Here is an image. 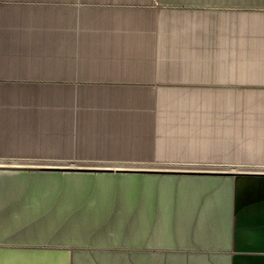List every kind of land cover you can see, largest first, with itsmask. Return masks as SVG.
Listing matches in <instances>:
<instances>
[{
    "label": "crops",
    "instance_id": "1",
    "mask_svg": "<svg viewBox=\"0 0 264 264\" xmlns=\"http://www.w3.org/2000/svg\"><path fill=\"white\" fill-rule=\"evenodd\" d=\"M241 165L264 0H0V264H264Z\"/></svg>",
    "mask_w": 264,
    "mask_h": 264
},
{
    "label": "rangeland",
    "instance_id": "2",
    "mask_svg": "<svg viewBox=\"0 0 264 264\" xmlns=\"http://www.w3.org/2000/svg\"><path fill=\"white\" fill-rule=\"evenodd\" d=\"M91 164V165H95L96 163H88V165ZM80 165V164H78ZM81 165H86L85 163L81 164ZM98 165V164H96ZM87 166V165H86ZM239 167V168H238ZM237 168H235L234 170L236 171H240V172H250V173H264V165L262 166H256V165H241V166H238ZM118 169H122V170H118ZM124 169H127V168H121V167H117L116 169H113V171L115 172H122V171H125ZM193 170H196L195 168H192ZM198 169H201V168H198ZM100 220L97 216H94L93 219H96ZM91 221V220H87L84 224L87 226H89L90 224H94L92 227H89L91 229H95L96 227H98L99 224H101V221ZM116 226H119V224H116ZM87 228V229H89ZM121 245H123V243H121ZM70 248V247H69Z\"/></svg>",
    "mask_w": 264,
    "mask_h": 264
},
{
    "label": "water",
    "instance_id": "3",
    "mask_svg": "<svg viewBox=\"0 0 264 264\" xmlns=\"http://www.w3.org/2000/svg\"><path fill=\"white\" fill-rule=\"evenodd\" d=\"M186 171H189V170H186Z\"/></svg>",
    "mask_w": 264,
    "mask_h": 264
}]
</instances>
